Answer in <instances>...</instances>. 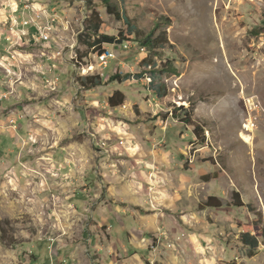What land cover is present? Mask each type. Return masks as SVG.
Returning a JSON list of instances; mask_svg holds the SVG:
<instances>
[{
    "label": "rangeland",
    "instance_id": "1",
    "mask_svg": "<svg viewBox=\"0 0 264 264\" xmlns=\"http://www.w3.org/2000/svg\"><path fill=\"white\" fill-rule=\"evenodd\" d=\"M16 2L27 4L33 9L31 14L20 17V12L13 11ZM111 4L140 35L131 34L129 22L111 14L103 0H0V39L2 35L12 37L4 40L5 51H0V92L4 93L0 103H7V115L15 111L22 116L21 125L3 123L22 132L16 136L17 147L10 148L3 137L0 224L8 223L4 224V239L0 231L4 250L0 264H59L63 244L70 245L67 253L82 247L92 220L90 210L79 207V198L74 196L85 193L81 168L96 165L104 187L108 178L103 170L129 171L133 158L122 142L127 137L120 132L129 124L153 143L152 153L134 158L150 171L149 203L155 200L168 209L170 227L163 236L164 245L179 247L183 238L184 244L193 247V255L197 251L210 259L209 264H264V237L253 257L240 241L250 225L254 224L253 234L264 228V33H250L264 20V0H111ZM34 9L49 11L39 18L37 14L32 17ZM93 12L103 21L101 33L123 41L105 46L116 58L104 69L99 53L79 40L90 35L87 25ZM36 17L54 26L50 41L42 44L33 38L34 42L24 41L22 46L13 42L18 36L13 35L14 29L25 22L38 25ZM157 23L156 35L166 32L169 41L157 50L161 55L139 42ZM35 49H49V55L67 54L70 64L62 63L64 68L57 75L43 73L25 58L26 51ZM168 58L177 72H162L158 81L166 84L167 96L158 97L150 88L149 64L154 61L159 68ZM15 59L24 62L22 71ZM40 62L52 65L48 60ZM115 73L132 78L124 83L104 82L89 90L77 82L78 77L90 75L108 81ZM117 90L126 100L112 108L108 100ZM95 100L100 103L94 104ZM40 102L49 105L48 113L32 109ZM77 105L85 110L82 128ZM180 106L191 109L192 118L204 126L205 142L193 135L192 126L186 127L173 116L175 110L187 115L175 108ZM92 120L98 122L96 126ZM133 128L131 134L136 133ZM89 151L93 155L87 159ZM128 176L113 177L112 183L138 180L137 175ZM103 191L102 196L107 188ZM234 192L240 193L247 207L233 206L225 212L200 207L209 195L231 203ZM171 225L184 227L183 237L174 236Z\"/></svg>",
    "mask_w": 264,
    "mask_h": 264
},
{
    "label": "crops",
    "instance_id": "2",
    "mask_svg": "<svg viewBox=\"0 0 264 264\" xmlns=\"http://www.w3.org/2000/svg\"><path fill=\"white\" fill-rule=\"evenodd\" d=\"M15 4L16 5L13 6V11L17 13L20 12V17H22L23 13L28 15L31 14V10H33L29 9L27 4L20 5L19 2H16ZM35 5L42 7L40 3ZM34 10V12L32 11V17L37 14L39 18L41 16V18H43V15H47L49 11L47 9H43L42 11H39V9ZM38 17L36 18L38 20L37 24L39 26L36 25V23H29L28 25H22V27L14 29V32H12L13 35L18 36L13 38V42H16L19 44V46H22L23 43L27 41L37 42L41 35L40 29L45 25L42 22L43 20L39 19ZM26 36L29 37V39L26 38ZM10 38L12 39V37H8L7 35L1 36L0 51H5L4 40L8 41ZM33 38L36 39L34 40ZM42 44L46 43L43 42ZM49 52H51L49 49H35L32 51H26L27 57L25 58L35 62L34 68L42 70L43 73L57 75L56 72L64 68L61 66L62 63H66V65L70 64L68 56L67 54H65V56L63 54L58 55L57 53L55 55L52 53V55H49ZM39 54H48V56L47 58H43L41 60L38 57ZM7 59L8 58L6 57L5 60ZM15 60L20 62L18 66L22 71L23 67L21 64L24 62L18 61V59ZM43 60H48V62L52 63V65L48 66L46 64H42L40 61ZM4 62L5 65H7L6 61ZM13 71L18 74L16 70ZM21 76L22 74L20 77ZM95 103H100V101L95 100L94 104ZM6 104L4 102L2 104L0 103V155L4 149L2 144L3 137L7 139V142L11 143L10 148H12V146L17 147L18 138L16 136L19 134L21 135L22 132L21 128L18 131H12L10 127L3 125V123H6V121L16 123L20 122L21 125L20 120L22 116H20V114L18 112L16 113L14 110V115H7L4 111L8 108ZM135 104L139 105L138 102ZM17 105V109H20L21 107L19 103H17ZM77 107V111L79 112V117L77 119L78 126L79 128H82L81 122H83L85 110L80 105H77ZM140 108L142 107L140 106ZM32 109L39 111L43 110L45 113L50 111L49 105H47L45 102L36 104ZM97 123V121H91L92 125L95 124L96 126ZM16 127L17 125H14V128ZM5 128H8V130L5 131ZM132 128L136 131L135 134H131L129 132V129L132 131ZM120 132L124 134L125 137H127V141L124 140L122 142L124 145H127L126 150L131 152L130 154L133 158L128 164L130 169L127 171L126 169L122 168L120 172L117 169H108L106 171L103 170L105 174L107 173L106 177L104 175V178H108L105 179L107 186L104 187L101 185V181L103 180L99 181L98 179V168L95 167L96 165L81 168V172H83L82 180L85 183L86 188L84 191L85 193L79 192L78 195H74L75 198H79V201L76 202V200L75 202L78 203L79 207L90 210L91 214L88 217L89 220L92 221L85 229L86 238L85 242L82 243L85 246V249L82 248L83 245L81 244L82 247L80 249H76L75 247L73 251L67 253V248L70 245L63 244L62 250L59 252L61 255V261L59 264H209V262H211L210 259L204 258L202 255L197 253V251H194L193 255V247L188 244H184V241L186 240L183 238L180 240L182 244H180L179 247L176 246L174 248H169L164 245L165 240L163 236L165 233H167V227H170V225L167 224L169 221V215L167 213L168 209L165 207H160L159 204L162 203H156L155 200L149 203L148 198L146 197V190L149 186L148 183H150L147 179V175L150 173V171L144 165H137L134 158V156L143 158L145 155L152 153L151 150H153V143H149V141L145 140L135 125L129 124L125 132L121 129ZM185 135H189L187 130ZM138 138L143 142V144L140 142V140H138ZM119 148L120 147L118 145L114 146V149L116 150ZM140 149L142 151H140ZM147 149H149V152H146ZM154 151L157 153L160 152V150L155 149ZM165 151H167L165 154L169 152L171 153L169 150ZM88 153L89 156L87 159L92 158L93 151H89ZM5 154L7 155L8 152L6 151ZM123 161L126 160L123 159ZM64 168L68 169V166H64ZM113 174L115 179L119 177L123 178V176L127 177L128 175V177L137 175L138 180L132 179L131 181L128 180L129 182L125 181L120 185H116L117 183H112ZM103 188H107V193H104V196H102L104 192ZM91 207L93 208L91 209ZM171 229L174 236L176 235L177 237H183L184 227L178 228L175 225H171ZM158 239H161L160 243L156 241ZM3 251L2 244L0 243V252L3 253ZM83 255L85 257L80 258ZM35 264L40 263L37 261Z\"/></svg>",
    "mask_w": 264,
    "mask_h": 264
},
{
    "label": "trees",
    "instance_id": "3",
    "mask_svg": "<svg viewBox=\"0 0 264 264\" xmlns=\"http://www.w3.org/2000/svg\"><path fill=\"white\" fill-rule=\"evenodd\" d=\"M106 2V8L111 13L116 15L119 20H126L128 23L129 30L131 34L135 33L136 35H140L139 32H136V26L131 24L129 19L125 17V15H122L121 12L111 4V0H103ZM91 24L87 25L88 31L90 32V35H87L85 37H80L79 40L84 44L88 50L95 49L96 53H101L105 46L107 45H115V44H122V39L101 33V26L103 24L102 19L100 16L93 12ZM159 24L157 23L156 28L152 30L150 33H148L146 36L142 37L139 42H141V45L143 47L148 48V50L154 52L155 55H161L157 50L163 49L164 46L169 42L167 38V33L165 32L163 35L159 34L156 35V30L158 29ZM250 33L255 36H260L264 33V20H262L261 23L255 25L251 30ZM95 37V39H93ZM87 57L86 55H82L81 58ZM169 63V64H168ZM151 67V74L150 77L152 79L150 88L155 92V94L158 97H165L167 96V87L166 84L163 83L160 80L162 78V72L164 71H174L177 72L176 68L172 65L170 58L167 59V62L165 65L162 63L160 67L158 68V65L156 62L153 61V63L149 64ZM132 78L131 74L122 75L120 73H115L111 75L108 79V81H105L100 75H90V76H84V77H78L77 82L81 86V88L85 90H89L91 88L101 86L104 84V82H118V83H124ZM126 100V96L123 92L117 90L115 91L108 100V103L110 107L112 108H118L122 105H124ZM178 108L180 111H185L187 114L186 116H181L176 113V110L173 111V116L177 118L181 124L185 125L186 127L192 126L193 127V135L196 136L197 139L200 137L202 138V141L205 142V128L202 126L198 121L194 120L192 118L191 109H186L184 106L175 107ZM236 207V208H245L248 205H246L242 199L240 198L239 192L233 193V202L224 204L220 197L216 195H209L207 200L203 203H201L200 207L201 209H216L218 211H226L229 207ZM8 223V221L4 220L0 224V231H1V239H4L6 237V231L4 224ZM254 225V224H253ZM251 226L248 228V230H244L241 234V243L247 247L251 251V257H253L256 253V250L258 249L260 245V237H264V228L259 229L255 234L253 232L255 231L254 226Z\"/></svg>",
    "mask_w": 264,
    "mask_h": 264
},
{
    "label": "built area",
    "instance_id": "4",
    "mask_svg": "<svg viewBox=\"0 0 264 264\" xmlns=\"http://www.w3.org/2000/svg\"><path fill=\"white\" fill-rule=\"evenodd\" d=\"M53 27L54 26L51 25L50 33H51V31H53L52 30ZM126 47H128V46H126ZM115 58H116V55L113 52V50H111L109 48H104V50L101 53H99V64L101 65V67L103 69L107 68L109 66V64H110V61L115 59ZM102 76H104V72H102ZM102 76H100V77H102ZM3 94L4 93L0 92V100L3 99Z\"/></svg>",
    "mask_w": 264,
    "mask_h": 264
},
{
    "label": "bare ground",
    "instance_id": "5",
    "mask_svg": "<svg viewBox=\"0 0 264 264\" xmlns=\"http://www.w3.org/2000/svg\"><path fill=\"white\" fill-rule=\"evenodd\" d=\"M24 24H25V25H28L29 22H25ZM50 29H51V25H44V27H42V28L40 29V31H41V35H40L39 41H41V42H45V43H47V42L50 41V38H51L50 33H49ZM246 127H247V126H246ZM249 131H251V130H249ZM247 136H248V135H247ZM247 136H245V135L243 134V137H244L247 141H250V138L247 137ZM249 136H250V135H249Z\"/></svg>",
    "mask_w": 264,
    "mask_h": 264
}]
</instances>
